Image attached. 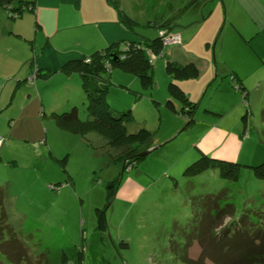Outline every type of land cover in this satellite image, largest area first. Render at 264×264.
<instances>
[{
	"label": "rangeland",
	"instance_id": "374dc122",
	"mask_svg": "<svg viewBox=\"0 0 264 264\" xmlns=\"http://www.w3.org/2000/svg\"><path fill=\"white\" fill-rule=\"evenodd\" d=\"M120 3L139 23L141 36L152 29L163 34L166 28L150 25L170 21L176 23L172 27L183 38L182 45L167 46L163 55L152 57L154 84L149 89L122 69L109 73L111 107L119 112L131 110L135 121L128 126L129 132L143 128L151 131V147L146 146L145 151L159 149L135 164L121 159L115 162L113 157L119 153L107 145L106 136L92 131L85 136L75 134L59 127L52 117L54 112L68 111L61 105L76 93L82 96L77 102L81 119L87 120L82 88H70L65 75L64 79L56 74L38 79L39 89L32 92L29 112L20 116L15 133L27 147L37 142L48 150L35 164L21 162L19 178L12 174L0 179V188L7 187L10 196L0 206V220L4 215L1 207L7 208L10 224L6 230L0 223V234L4 233L0 264H64L65 253L68 264H187L184 257L195 262L204 252L196 235L204 206L198 198L226 193L238 214L264 209V180L248 167L242 169L237 182L222 178L218 169L196 177L184 176L199 148L216 158L241 160L249 167L264 163V0ZM0 20L5 25L14 21L5 9H0ZM14 42L0 33V53L14 47L3 75L12 77L15 71L25 77V70L30 69L29 58H24L27 51L17 50ZM171 59L183 63L195 60L202 68L199 78L180 82L189 97L199 103L192 126L166 107L172 77L165 67ZM38 73L31 78L35 80ZM235 75L243 79L242 90L233 82ZM29 93L28 88L16 93L13 88L15 101L9 112L19 113L21 110L14 107L23 96L29 99ZM75 102L71 100L69 106ZM247 112L245 129L243 115ZM26 122L32 126L24 127ZM117 178L119 186L112 194L108 185ZM97 208L105 209L106 232L98 229ZM23 214L34 219L26 221ZM219 229L222 227L214 224L212 231ZM213 249L209 247L204 257L208 264H214L210 255ZM10 252L22 258L10 260Z\"/></svg>",
	"mask_w": 264,
	"mask_h": 264
},
{
	"label": "trees",
	"instance_id": "16d2710c",
	"mask_svg": "<svg viewBox=\"0 0 264 264\" xmlns=\"http://www.w3.org/2000/svg\"><path fill=\"white\" fill-rule=\"evenodd\" d=\"M16 0H0V6L3 7L11 19H20L28 13H34L36 3L29 0H20L18 5H15ZM114 6L120 13L122 25L137 34L139 41L120 40L113 42L109 46L97 50L90 56L83 57L78 60L69 61L62 67V72L66 74L78 73L82 79V90L86 101L87 120H82L80 116V106H72L68 111L63 113L54 112L52 117L57 125L67 131L85 136L88 132H97L106 136L108 146L115 148L118 156L113 160H124L129 163H137L145 157H140L139 154L145 151V147H151L153 133L147 129H140L137 133H130L128 126L135 121V116L131 110L125 112L114 111L108 100L109 88L111 80L109 73L112 69L119 68L124 72L131 73L140 79L144 89H149L154 84L152 57L163 55L167 46L182 45V35L175 32L173 25L176 23L165 22L162 25L154 23L153 28H166L165 33L170 36L179 35L181 43L165 44V36L161 33H155L152 29L151 33L141 36L137 32L139 23L135 21L129 14L121 10L118 2L111 0ZM208 18V16H206ZM156 25V26H155ZM150 37L152 39H150ZM166 71L172 77L169 83L168 90L170 98L166 103V107L172 113L179 114L186 118L188 126H192L195 122V114L199 103L191 100L186 91L179 83L182 80L195 79L201 76V69L194 63H183L176 59H171L166 63ZM50 76L49 72L45 73ZM35 79V78H34ZM237 89L242 90L243 79L238 75L232 77ZM35 83V80L31 78ZM15 93V92H14ZM248 94L244 99H246ZM14 94L11 96L10 102L13 101ZM177 101V102H176ZM182 103L177 106V103ZM181 107V108H180ZM1 114V113H0ZM248 119V112L243 115L245 129ZM200 154L192 159V162L185 170L184 176L196 177L202 175L211 169H218L221 177L230 182H237L240 179L242 169L248 167L253 170L254 175L261 180H264V163L258 166L249 167L241 160L226 158L220 159L208 153L206 150L199 148ZM126 171V169H125ZM119 186V179H115L109 183L108 188L115 193ZM121 186V185H120ZM109 191V192H110ZM111 195L109 194V199ZM5 196L3 189H0V206L4 204ZM203 203L201 206V225L199 232L196 233L201 245L204 248L203 256L198 261H188L183 258L187 264H208L204 257L207 255L209 247H213L214 252H211V259L214 264H264V209L238 214L233 201L228 194L207 195L198 198ZM3 208V207H1ZM233 209L232 213L230 210ZM0 223L6 230L8 225V217L3 211ZM233 215V216H232ZM230 217L227 224L224 221ZM96 217L98 229L101 232L108 231V222L105 209H96ZM241 220V221H240ZM218 224L219 231H212L213 225ZM225 224V225H224ZM195 235V236H196ZM4 233L0 234V240L3 239ZM208 242V243H207ZM2 243V241H1ZM17 246V245H16ZM15 246V247H16ZM190 246V243L187 247ZM17 248V247H16ZM20 255H24V250L18 244ZM4 251V250H3ZM15 252V250H11ZM5 252V251H4ZM17 255V254H15ZM10 252L7 255L10 260H18L22 256H17ZM70 259L68 254H64V264H68Z\"/></svg>",
	"mask_w": 264,
	"mask_h": 264
},
{
	"label": "crops",
	"instance_id": "0c3cea01",
	"mask_svg": "<svg viewBox=\"0 0 264 264\" xmlns=\"http://www.w3.org/2000/svg\"><path fill=\"white\" fill-rule=\"evenodd\" d=\"M29 1L36 3L34 13H28L20 19H12L14 20L13 25L10 22L5 25L0 20V25L3 28L0 33H2L3 37L9 36L16 41L14 45L17 47V50L22 52L27 51L24 58H29V61L26 62L30 68L29 71L28 69L25 70V77L22 75L23 72L17 76L15 71L12 77H6L3 75V72L5 73L3 67L11 63L12 58L10 56L14 47L12 46L4 50L3 54L0 53V140H3L0 148V179L3 176L9 177L12 174L19 178L21 176V162L28 160L31 164H35L37 159L41 160L43 152L47 153L48 149L37 142L35 144L29 143L30 145L27 147V142L22 140L19 134L15 133L22 113L26 115L29 112L28 107L34 97L32 96V92L35 89H39L40 81L38 79H49L55 74L60 75L61 79H64L63 75H65V82L71 85L70 88L76 87L81 89L82 79L78 73L69 75L61 71L65 64L72 60L90 56L95 51L101 50L116 41L140 40L137 34L130 32L122 25L120 13L111 0ZM115 1L118 2L121 10L129 14L124 5L120 3V0ZM0 9L4 10L1 6ZM155 33L157 34V31H154ZM22 60L24 61L25 59ZM191 62L196 63L202 69L197 61L192 60L188 63ZM36 71H39V75L35 78V84H30L29 82H34L29 78ZM46 72H49L51 75L46 76ZM13 88L15 93L27 88L30 90L28 95L30 98L25 100L23 96L14 107L18 111L21 110L19 113L9 112L10 106L15 101L13 99L10 102ZM182 88L184 89L183 86ZM75 94L71 93L73 99H69L65 104L61 105L62 108H67L66 110H68L74 105L79 106L77 102H80L79 100H81L82 96ZM71 100L76 102L69 106ZM42 104L44 107L42 112L43 117H46L47 108L44 101ZM35 119H38L37 116ZM27 124L26 122L24 127H27ZM31 126L32 123L28 127L30 128ZM4 180H1V182ZM6 188H0L5 191L3 192L5 196L4 204L10 198L8 188L7 190ZM1 209L7 211V208ZM22 217L26 221L34 219L27 214H23Z\"/></svg>",
	"mask_w": 264,
	"mask_h": 264
},
{
	"label": "built area",
	"instance_id": "2783aa9c",
	"mask_svg": "<svg viewBox=\"0 0 264 264\" xmlns=\"http://www.w3.org/2000/svg\"><path fill=\"white\" fill-rule=\"evenodd\" d=\"M162 35L165 36V38H164L165 44H170L171 42L181 43V38L179 35L170 36V35L166 34L165 32ZM172 39H174V40H172ZM2 143H3V140H0V148H1Z\"/></svg>",
	"mask_w": 264,
	"mask_h": 264
},
{
	"label": "water",
	"instance_id": "95a60500",
	"mask_svg": "<svg viewBox=\"0 0 264 264\" xmlns=\"http://www.w3.org/2000/svg\"><path fill=\"white\" fill-rule=\"evenodd\" d=\"M157 149H159V147L158 148H153L151 150H147L145 152H142V153L139 154V156L143 157V156L149 155V153H151L153 150H157Z\"/></svg>",
	"mask_w": 264,
	"mask_h": 264
}]
</instances>
